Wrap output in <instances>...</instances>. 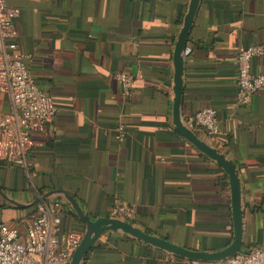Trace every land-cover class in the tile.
<instances>
[{"label":"crops","instance_id":"obj_1","mask_svg":"<svg viewBox=\"0 0 264 264\" xmlns=\"http://www.w3.org/2000/svg\"><path fill=\"white\" fill-rule=\"evenodd\" d=\"M17 9V54L58 108L33 134L32 167L0 160V226L27 228L44 194L63 190L91 219L119 204L149 234L192 251L220 252L234 240L229 178L175 131L173 53L190 0H6ZM264 44V0H201L184 57L181 117L213 108L217 139L197 137L233 161L241 182L243 249L264 247V90L241 106L235 60ZM252 71L264 74V57ZM134 77L124 97L119 73ZM7 94L0 111L10 112ZM124 126L125 140L117 130ZM12 202L25 207L15 206ZM62 234L85 235L65 198ZM41 204V203H40ZM83 264H196L107 232ZM199 264H220L206 262Z\"/></svg>","mask_w":264,"mask_h":264},{"label":"built area","instance_id":"obj_2","mask_svg":"<svg viewBox=\"0 0 264 264\" xmlns=\"http://www.w3.org/2000/svg\"><path fill=\"white\" fill-rule=\"evenodd\" d=\"M17 9L0 0V96L7 94L10 112L0 111V158L6 164L28 171L32 167L29 154L33 148V134L43 131L53 122L58 108L51 97L31 76L25 57L17 54L15 37ZM264 57V44L241 48L235 60L237 70L238 103L247 106L253 97L264 90V74L252 71L254 58ZM124 97L133 92L134 77L129 73L116 76ZM192 131H203L217 139L221 127L213 108H204L187 120ZM119 142L125 140L124 126L117 130ZM0 159V160H1ZM63 206L58 202H42L27 228L0 226V264H71V259L84 235L62 234ZM109 218L129 222L133 211L125 204L113 208ZM194 263H206L194 261ZM220 264H264V247H251Z\"/></svg>","mask_w":264,"mask_h":264},{"label":"water","instance_id":"obj_3","mask_svg":"<svg viewBox=\"0 0 264 264\" xmlns=\"http://www.w3.org/2000/svg\"><path fill=\"white\" fill-rule=\"evenodd\" d=\"M201 0H190L187 14L183 20V25L179 31L173 53L174 65V87H173V106L172 119L175 131L198 151L207 156L225 172L229 178L231 204L233 211L234 240L224 250L210 253L202 251H192L171 241L149 234L145 230L134 226L133 224L119 219L102 217L91 219L79 203L71 195L63 190H53L44 194L36 203L45 202L48 198L59 196L66 199L72 212L85 225V235L72 256L71 264H83L88 254L93 250L99 239L107 232H121L140 242L152 247L163 250L176 257L190 261L200 262H221L240 253L243 249V210L241 202V182L236 164L227 159L214 147L208 145L189 129L182 121L181 105L183 98V75H184V57L188 38L197 14ZM1 192V191H0ZM15 206L25 207L19 203L12 202Z\"/></svg>","mask_w":264,"mask_h":264},{"label":"trees","instance_id":"obj_4","mask_svg":"<svg viewBox=\"0 0 264 264\" xmlns=\"http://www.w3.org/2000/svg\"><path fill=\"white\" fill-rule=\"evenodd\" d=\"M37 208H38L37 205L35 207H33V210L35 211L34 213H37Z\"/></svg>","mask_w":264,"mask_h":264}]
</instances>
